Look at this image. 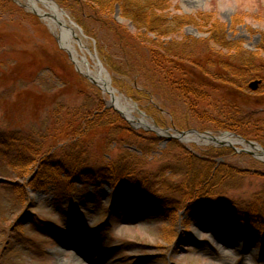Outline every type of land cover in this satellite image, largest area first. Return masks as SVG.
Returning <instances> with one entry per match:
<instances>
[{
  "label": "rangeland",
  "instance_id": "374dc122",
  "mask_svg": "<svg viewBox=\"0 0 264 264\" xmlns=\"http://www.w3.org/2000/svg\"><path fill=\"white\" fill-rule=\"evenodd\" d=\"M55 1L75 22L79 37L101 61L112 86L134 102L137 115L144 113L158 126V132L136 126L115 110L111 95L77 67L60 45L56 30L27 0H0V130L20 135L17 144L28 143L27 150L32 151V155L24 153L20 161L14 157L19 145L9 152L8 146L0 144V264H51L57 258L72 264L71 252L87 264H264V237L255 238L227 218L207 215L200 188L188 181L190 168L200 173L207 167L206 160L214 168L227 163L226 177L215 174L211 194H216L220 205L217 213L235 219L231 208L243 215L253 208L264 209V158L217 142L177 138V131L231 132L263 149L264 137H244L234 130L236 125L218 128L214 124L221 119L216 116L223 108L217 104L200 105V111L190 108L179 91L163 87L159 73L153 71L156 66L148 67L147 48L165 41L170 54L193 49L201 58L213 57L219 47L194 43L206 36L202 22H211L229 38L240 40L243 51L261 57L264 0H158L159 14L169 19L200 13V26L181 24L164 36L139 35L140 30L124 18L118 3ZM125 1L130 5L140 0ZM179 52L175 56L182 55ZM88 57L95 64L90 54ZM204 64L213 71V63ZM167 70L172 71H162L169 77ZM200 76H204L201 69ZM251 80L243 88L249 103L237 113L239 118L231 120L257 128L264 123V78L257 90L248 87ZM96 111L109 116L96 122L102 123L103 130L98 127L89 139L83 159L90 167H98L128 153L149 178L150 188L146 184L140 187L148 195L142 193L140 201L127 194L114 196L108 185L101 191L85 184L73 187L77 194L72 201L66 184L69 177L60 168L48 164L42 176L37 174L48 155L50 161L61 158L68 149L69 134ZM112 123L118 130L105 131ZM233 145L247 149L239 143ZM216 147L222 153L208 158L209 148ZM188 153L199 160L189 163L187 156L192 155ZM35 182L40 186H34Z\"/></svg>",
  "mask_w": 264,
  "mask_h": 264
},
{
  "label": "trees",
  "instance_id": "16d2710c",
  "mask_svg": "<svg viewBox=\"0 0 264 264\" xmlns=\"http://www.w3.org/2000/svg\"><path fill=\"white\" fill-rule=\"evenodd\" d=\"M104 1L110 6L114 5V3L120 4L124 18L136 25L140 30L139 35L141 36H146V34L149 33H155L160 36L170 35L172 33L171 30L175 29V26L177 27L181 24H194L200 26V13L196 15L193 14V16L181 14L172 16L170 19L166 14H159L158 0H151V2L149 0H140L130 5H125V3H127L125 0ZM103 5L104 4H101L102 8L104 7ZM204 19L206 18L202 17V20ZM202 26L206 31V36L204 39L195 40L194 43L199 45L200 41H202L209 47H213L212 44L219 47V49L215 51L216 55L210 58L202 56L206 58L205 61L202 62L200 59L203 60V58H201L196 51H193V49L188 50V52H186V50L184 53L177 50L170 54V49L167 46L168 43L165 44V41L154 42L155 46L148 44L147 47L149 50V59H151V62L147 60L148 67L152 68L156 66L153 68V71L159 73L160 81L164 84L163 87H170L179 91L185 96L184 100L187 105L194 111L195 108L197 111H200V105L211 106L212 104H217L220 109L223 108V110H226V112L219 110L217 113L216 117H221V119L219 118L218 121H215L214 125H217L218 128L227 129L236 125L238 127L234 130L238 131V133L244 137H253L254 139L263 140L261 138L264 137V123L258 124L256 128L247 123L238 124L234 122L236 120H231V117L239 118L237 113L242 111L241 108L249 103L250 97L246 95V93H243V90L247 87L246 84L248 80L256 77L264 78V61L259 64L252 62L255 58L264 60V55L260 57L254 54V52L243 51L242 42L240 40L229 38L224 29H215V25L213 26L211 22H209V24H204L202 22ZM178 52L182 55L179 54L175 56ZM204 63H213V71L208 70L211 68ZM193 67L196 70H194ZM156 68H158V70ZM166 68H171L172 70L170 72L167 70V73H170L169 77L163 73V71H166ZM200 69L204 75L203 77L200 76ZM207 74L210 77H208ZM238 82H240V84ZM205 87L206 90L200 92V89ZM257 105H254V107ZM228 111H230V113H228ZM108 116L109 114L105 113V111H96L95 113L91 112L90 115L88 114L84 121L78 124L73 129L72 133L69 134L70 137L68 136L69 140L67 143L68 149L60 155L61 158L58 157L56 160L50 161L48 159L50 155H48L43 159L44 166L42 169L39 168L37 170L38 176H42L41 174L46 172L47 168H45V166L48 164L50 166L54 165L53 168H60V170L69 177L66 184L72 201L75 200V195L77 194L73 187L77 184H85V186L90 185L101 191L108 185L113 188L112 194L114 196L115 194H127L131 195L136 201L141 200L142 193L146 197L148 195V191L145 190L147 193H144L142 191L144 188L140 189V187H142L143 184L148 186L146 181H148L149 178L146 173L140 169V166H135V164L132 163V158L130 159L128 153L123 154L119 159L115 160V162H109L103 165L99 164L98 167L95 166L97 168L93 166H91V168L88 160L83 159V155L88 152L87 144L89 139L93 138L98 127L103 130L100 127L102 123L99 125L96 122ZM111 125V127H102L105 128V131L118 130L116 126L114 127V123ZM119 125L120 128L124 126L121 124ZM121 129L123 131L127 130L125 127ZM129 135H131V133ZM20 137L21 136H18L15 132L0 130V144L8 146L6 151L11 152L13 146L18 143L17 140L20 139ZM26 144L28 143H24L23 145L20 144L21 146L17 144L19 145L18 148L14 150L17 153L14 154V157L18 158L20 161H22V156L25 155L24 153L32 155V151L27 150L29 145L26 146ZM140 148L144 153H147L142 147ZM225 148L227 147H224V150ZM220 153L222 152L219 147L209 148L206 156L208 158H214L216 155H220ZM188 154L192 155L191 158L186 155L189 163L199 160L194 154ZM34 160L35 158L31 159L29 162L31 163ZM206 162L207 167L204 168L202 172L195 173L192 168H190L188 172V181L192 180L194 187L197 189L200 188V201L205 206V213L210 217H221V219L227 218L229 221L232 220L235 226L242 227L248 234L250 233L255 238L264 237V209L253 208L243 215L239 210L231 208L229 211L235 214V219L225 214L217 213L220 205L216 204V194H211V190L214 186L213 181H215L216 173L218 176L222 175L221 177H226L223 175L227 171L226 167L228 164L224 162L222 165L214 168L212 161L206 160ZM57 173L60 172H55V174ZM34 186L39 187L40 182H35ZM208 194L209 197L207 196ZM74 204L73 206L79 208L75 202Z\"/></svg>",
  "mask_w": 264,
  "mask_h": 264
},
{
  "label": "bare ground",
  "instance_id": "6f19581e",
  "mask_svg": "<svg viewBox=\"0 0 264 264\" xmlns=\"http://www.w3.org/2000/svg\"><path fill=\"white\" fill-rule=\"evenodd\" d=\"M31 9L39 13L44 19L48 20L51 27L56 30L60 45L67 50L72 59L75 61L77 67L87 76H89L100 88L111 95V103L133 124L142 127L155 126L146 118L145 114L140 112L137 115V106L123 93L119 92L112 86L109 76L104 67H101L96 55L90 51L87 42L82 37H79L76 31V25L72 20L66 17V13L62 10L54 0H27ZM81 48L83 54L78 49ZM88 54L92 59H95V64H91ZM186 140H195L197 142H225L228 144L244 145V148L251 150L255 155L264 158V149L256 143H248L240 136H237L231 132H223L220 134L213 133H199V132H187L180 136ZM243 148V147H241ZM68 254V253H67ZM70 261H74L72 264H87L81 256L77 253H70ZM51 264H66L64 259L52 260Z\"/></svg>",
  "mask_w": 264,
  "mask_h": 264
},
{
  "label": "water",
  "instance_id": "95a60500",
  "mask_svg": "<svg viewBox=\"0 0 264 264\" xmlns=\"http://www.w3.org/2000/svg\"><path fill=\"white\" fill-rule=\"evenodd\" d=\"M55 1V0H54ZM56 2V1H55ZM57 3V2H56ZM75 23V22H74ZM99 64H100V66L101 67H103V64L101 63V61L99 60ZM262 82V80L260 79V78H258V79H253V80H251L250 82H249V84H248V87L250 88V89H252V90H257L258 89V87H259V85H260V83ZM114 108H115V110H117L118 112H120L113 104H111ZM121 113V112H120ZM122 114V113H121ZM123 115V114H122ZM124 116V115H123ZM156 128H158V126H155ZM147 129H152V130H156L155 128H151V127H146ZM157 131V130H156ZM158 132V131H157ZM187 132H197V130L196 129H190V130H187V131H181V130H179L178 131V136H177V138H182V137H180V136H182V135H184V134H186ZM171 136L172 137H175L173 134H171ZM251 143H254V141H251ZM219 144H221V145H229V146H231V147H233L236 151H246V152H248V153H253L254 154V152H252L251 150H248V149H240V148H238L237 146H235V145H233V144H228V143H225V142H219Z\"/></svg>",
  "mask_w": 264,
  "mask_h": 264
},
{
  "label": "flooded vegetation",
  "instance_id": "af4514ba",
  "mask_svg": "<svg viewBox=\"0 0 264 264\" xmlns=\"http://www.w3.org/2000/svg\"><path fill=\"white\" fill-rule=\"evenodd\" d=\"M261 80H262V78H261Z\"/></svg>",
  "mask_w": 264,
  "mask_h": 264
}]
</instances>
